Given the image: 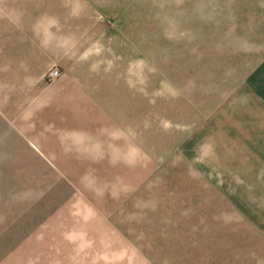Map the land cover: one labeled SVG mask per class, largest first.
Wrapping results in <instances>:
<instances>
[{
    "label": "rangeland",
    "instance_id": "374dc122",
    "mask_svg": "<svg viewBox=\"0 0 264 264\" xmlns=\"http://www.w3.org/2000/svg\"><path fill=\"white\" fill-rule=\"evenodd\" d=\"M0 264H264V0H0Z\"/></svg>",
    "mask_w": 264,
    "mask_h": 264
},
{
    "label": "built area",
    "instance_id": "2783aa9c",
    "mask_svg": "<svg viewBox=\"0 0 264 264\" xmlns=\"http://www.w3.org/2000/svg\"><path fill=\"white\" fill-rule=\"evenodd\" d=\"M58 75V73L57 72H55L52 76H57Z\"/></svg>",
    "mask_w": 264,
    "mask_h": 264
},
{
    "label": "clouds",
    "instance_id": "9594fccd",
    "mask_svg": "<svg viewBox=\"0 0 264 264\" xmlns=\"http://www.w3.org/2000/svg\"><path fill=\"white\" fill-rule=\"evenodd\" d=\"M70 238V237H69Z\"/></svg>",
    "mask_w": 264,
    "mask_h": 264
}]
</instances>
